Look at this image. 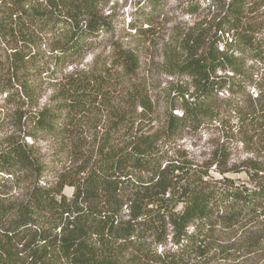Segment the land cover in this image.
<instances>
[{"label": "trees", "instance_id": "trees-1", "mask_svg": "<svg viewBox=\"0 0 264 264\" xmlns=\"http://www.w3.org/2000/svg\"><path fill=\"white\" fill-rule=\"evenodd\" d=\"M211 1L158 109L120 37L76 65L111 31L101 0H0V264H264V0ZM162 3L137 1L129 42ZM201 124L228 134L208 161L167 156ZM234 139L249 155L229 163Z\"/></svg>", "mask_w": 264, "mask_h": 264}, {"label": "rangeland", "instance_id": "rangeland-1", "mask_svg": "<svg viewBox=\"0 0 264 264\" xmlns=\"http://www.w3.org/2000/svg\"><path fill=\"white\" fill-rule=\"evenodd\" d=\"M138 0H101L103 11L111 21V31L102 33L93 40V43L86 49L85 53L76 61L79 68H88L94 56L100 53L109 43L110 34L114 39L132 48L139 58V68L137 80L145 84L148 94L158 109L168 102V93L171 84L175 83L176 75L171 74L165 63V55L175 53L174 46L181 41L183 34L191 27L198 25L205 26L207 18L211 14L209 9L211 0H163L161 15L153 26L149 37L137 38L134 42H129L132 38H125L129 31L128 21L134 18L135 6ZM146 26V25H145ZM133 32V31H132ZM180 49L177 51L178 55ZM128 84L123 88L126 90ZM50 90L42 95L41 101L49 96ZM0 104L2 100L0 97ZM225 134L213 125L201 124L196 128L180 129L168 143L167 156L179 161H186L193 164H204L208 161L212 151L226 140ZM41 153L49 154L55 148V143L47 139L38 142ZM230 162H237L249 155L248 151L238 140L229 141ZM230 165V164H229ZM54 168V166H53ZM213 166L211 167V169ZM217 176V173L212 172ZM230 177L245 181L247 176L241 173L228 174ZM54 172L48 173L45 180L51 181ZM5 190V188L3 189ZM65 194L70 196L72 189L64 188Z\"/></svg>", "mask_w": 264, "mask_h": 264}]
</instances>
